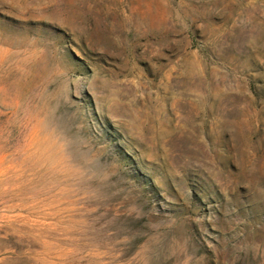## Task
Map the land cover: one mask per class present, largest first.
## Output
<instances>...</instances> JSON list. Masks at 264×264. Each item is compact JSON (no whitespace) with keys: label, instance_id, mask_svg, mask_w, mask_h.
<instances>
[{"label":"rangeland","instance_id":"obj_1","mask_svg":"<svg viewBox=\"0 0 264 264\" xmlns=\"http://www.w3.org/2000/svg\"><path fill=\"white\" fill-rule=\"evenodd\" d=\"M0 264H264V0H0Z\"/></svg>","mask_w":264,"mask_h":264},{"label":"bare ground","instance_id":"obj_2","mask_svg":"<svg viewBox=\"0 0 264 264\" xmlns=\"http://www.w3.org/2000/svg\"><path fill=\"white\" fill-rule=\"evenodd\" d=\"M3 189V188H2ZM1 189V192L3 193V190ZM3 194H5V193H3ZM13 220V219H12ZM26 225V224H25Z\"/></svg>","mask_w":264,"mask_h":264}]
</instances>
